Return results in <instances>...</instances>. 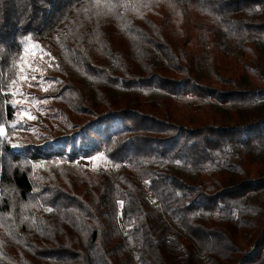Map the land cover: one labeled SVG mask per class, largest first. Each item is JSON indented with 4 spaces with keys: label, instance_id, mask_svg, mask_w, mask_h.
Masks as SVG:
<instances>
[{
    "label": "trees",
    "instance_id": "obj_1",
    "mask_svg": "<svg viewBox=\"0 0 264 264\" xmlns=\"http://www.w3.org/2000/svg\"><path fill=\"white\" fill-rule=\"evenodd\" d=\"M0 129V264H264V0H0Z\"/></svg>",
    "mask_w": 264,
    "mask_h": 264
},
{
    "label": "rangeland",
    "instance_id": "obj_2",
    "mask_svg": "<svg viewBox=\"0 0 264 264\" xmlns=\"http://www.w3.org/2000/svg\"><path fill=\"white\" fill-rule=\"evenodd\" d=\"M22 115L29 121H33L34 115L30 112V110H23ZM76 161L77 163L87 166L93 170L99 168H111L113 166L111 161L100 153H96L89 157L79 158ZM149 197L154 201V203H157L155 197L152 194H149Z\"/></svg>",
    "mask_w": 264,
    "mask_h": 264
},
{
    "label": "snow or ice",
    "instance_id": "obj_3",
    "mask_svg": "<svg viewBox=\"0 0 264 264\" xmlns=\"http://www.w3.org/2000/svg\"><path fill=\"white\" fill-rule=\"evenodd\" d=\"M86 11V10H85ZM4 131L3 129H0V135H3ZM15 147H23V145H14ZM49 211H51V209H49Z\"/></svg>",
    "mask_w": 264,
    "mask_h": 264
}]
</instances>
